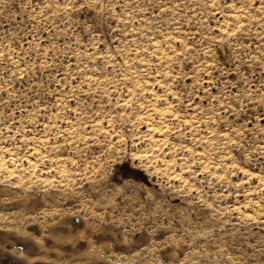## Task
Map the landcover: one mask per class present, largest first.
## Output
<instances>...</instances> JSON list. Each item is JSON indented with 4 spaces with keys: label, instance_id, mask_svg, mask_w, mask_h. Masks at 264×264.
Returning a JSON list of instances; mask_svg holds the SVG:
<instances>
[{
    "label": "snow or ice",
    "instance_id": "1",
    "mask_svg": "<svg viewBox=\"0 0 264 264\" xmlns=\"http://www.w3.org/2000/svg\"><path fill=\"white\" fill-rule=\"evenodd\" d=\"M20 3L22 10L33 13L27 23L32 24L34 28L31 31V40L27 41L28 50L21 55L20 51H17V49L23 51V44L18 41L24 40L17 27L20 15L0 22V108L4 110L3 118L0 120V132L7 130L10 133L12 128H16L17 132L23 135L16 117H20L19 123L23 122L27 112L25 104L30 105L35 112L30 121L32 123L36 122L37 116L47 114L51 109L52 115L47 117L48 123L44 124L43 131L37 129V132L41 136L45 132H55L57 137L63 138V144L52 145L53 153L67 149L71 155L73 146L83 144V149L79 147L75 149L80 163H83L90 152H98L101 148L104 149L101 158L121 147L135 153L138 149L135 144L130 145L129 133L137 131L139 126L147 123L149 133H160L163 139L154 142L157 145L156 149L152 151L144 149L139 159L142 161L152 159L155 155L159 161L161 155L166 157L170 155L172 158L164 162L166 168L164 175L175 172L176 174L170 178L180 182L188 191L193 190L190 186L199 182L200 188H196L195 191L203 195L207 189L208 200L213 199L214 185L222 187L228 183L230 187L241 189L256 184L254 194L258 200L252 201V205H258L264 210V187H261L264 185V35L255 33L256 40L253 41L251 37L254 34L251 31L245 33V24L241 23L242 20L251 18L253 23L259 21L264 24V0H211L210 5L207 2L197 5L214 10L212 15L217 19L218 28L215 31L203 29L207 33L203 36L200 35L199 29L191 34L181 32L180 34L185 36L183 40L178 39L175 34L179 30V22L175 20L173 13V8L177 6L173 5L171 0H20ZM36 8H39V13H36ZM178 11L182 12V9ZM149 13L151 20L164 22L161 27L172 29L173 23H176L177 28L167 35L157 28L155 36L149 37V48H144L143 51L136 49L137 56L146 59H141L139 64L135 61L129 64L127 60L121 63L110 56L109 50H104L99 57L94 55L95 52L102 51V45L97 46L95 41L106 23L113 18L126 15L128 19L124 21V27H127L128 20H134L139 15L143 22V18L149 16ZM170 13H173L172 19L168 18ZM50 17L53 21L52 28H47ZM64 17H67V21L77 17V27L70 31L69 25V28L53 31L52 29H56L57 20L61 24L67 22ZM194 19L193 13L188 17L189 25ZM89 32L93 35L87 36ZM75 33H79V36L73 41L71 36ZM138 33L143 35L138 29L133 28L130 33H125L124 39ZM57 34L69 42L63 46V53L59 50V41L53 43ZM111 34L115 36L116 32L113 31ZM245 37L248 38L247 44L242 40ZM85 38L94 49L92 59L96 64L93 74L87 78L89 84L87 91L82 87L85 81L80 79L84 75V70L79 69L78 64L75 66L77 69L75 75L71 74L69 66L61 65L68 67L69 71L67 76H62L55 66V59L52 58L53 52L63 57L64 53L69 51L71 43L81 47L80 41ZM253 43L259 46L253 48L251 47ZM152 47L154 50L150 51ZM221 48L224 49L223 54L220 53ZM161 49H167L171 55L167 52L161 55ZM107 60H113L114 64L119 63V70L102 63ZM157 67L161 69L167 67V71H156ZM53 72L57 77L54 89L49 87L53 83ZM46 73L47 81L43 78ZM106 73L114 76L122 93L116 97L115 104L112 95H115L116 89L101 90L99 85L91 87ZM149 73L153 75L149 76ZM69 84L71 89L68 87ZM62 85L64 87H61ZM46 87L48 90L44 91ZM98 96L102 97L99 106L96 103ZM104 98H107V103ZM17 99L22 100L23 104L17 105L15 103ZM41 105L43 109L40 108ZM10 108L13 111L9 112ZM202 117L204 119L201 120ZM61 119L64 120L66 127L59 123ZM85 119L90 123L84 124ZM202 125L211 129L208 138L212 139L213 147L218 141L221 142L218 150L211 154L213 157H219V163L215 159L206 162L210 154L207 151V140H202L199 135L203 131ZM81 128L84 132H91L94 135L90 137L77 135ZM5 139L12 143L13 137L9 135L5 136ZM16 139L19 140L20 136ZM131 140L140 142L136 136H132ZM144 141L151 142V135H145ZM24 145L26 147L23 151L26 155L23 159L28 158L29 149L39 155L42 149L48 147L38 136L30 135L24 138ZM197 147H204L205 151L197 152L195 151ZM20 150H22L20 144H15L14 151ZM0 151L7 154L9 149L4 147ZM221 152L224 153L223 156L220 155ZM43 159H47V156ZM132 159L135 161L137 157L133 156ZM177 160L180 161L179 170L176 169ZM230 161L235 163H228ZM94 162L95 158L85 165L84 171L89 172ZM110 163L111 170L101 181L105 189L114 187L113 181L121 186L118 192L143 187L136 184L137 179L144 178L140 167H130L126 154L122 162L120 157H116ZM226 163L228 167L224 166ZM71 164L79 167L76 159H73ZM220 172L224 174L220 175ZM160 174L161 169L157 168L155 175ZM201 176L203 180L200 179ZM204 181H207V184ZM232 181L239 182L233 184ZM106 194L105 192L104 195ZM26 195L29 194L21 193L20 186L11 184L10 178L0 181V264H51V260L47 258L55 255L58 249H63L65 256L77 253L83 264H98L96 260L88 259L95 249L96 242L104 240L111 241L112 244L120 243L119 233L116 234V239L109 234V228L114 221L107 218L108 206L103 204L100 190L84 193L80 204L73 206L81 210L70 209L72 213L70 219L60 221L51 230V234L46 231V239L40 241H37L32 233H21L15 221L10 219L15 214H23L20 210L24 206ZM248 195L245 193V197ZM215 198L223 199V195L217 194ZM91 206H95L94 211L90 210ZM206 207L211 209L213 205L208 203ZM244 207L247 209L249 205ZM101 208L105 209L103 215ZM140 212H148L147 202L137 211V215ZM129 216L131 218V212ZM151 219L152 214L147 217L141 216L147 229H151V225L147 223ZM261 219H264V214ZM162 227L171 231L170 225ZM124 235L127 236V232ZM161 235L164 233L161 232ZM177 235L178 233L173 232L171 237H165L164 242L155 244L157 249L167 248L171 244L176 245L174 254L167 264H264V246L261 245L248 246L245 243L242 247L246 251L239 255L226 256V251L234 253L235 250L226 247L216 250L213 254L196 242H191L189 248L185 250L182 245L188 242V235H184L183 241H177ZM90 237L95 239L92 240ZM138 238V242L124 241L128 247L118 250L130 252L135 248L137 254H143L153 247V244H146L141 248L140 244L145 243L146 238L141 234H138ZM45 247L48 248L47 251L43 250ZM163 254L161 252V255ZM113 264L137 262L135 259L114 260ZM156 264H165V261H157Z\"/></svg>",
    "mask_w": 264,
    "mask_h": 264
},
{
    "label": "rangeland",
    "instance_id": "2",
    "mask_svg": "<svg viewBox=\"0 0 264 264\" xmlns=\"http://www.w3.org/2000/svg\"><path fill=\"white\" fill-rule=\"evenodd\" d=\"M205 2L209 5L211 4V0H171V3L177 6L173 8V13H175V20L179 22V30L175 32L178 39H185V36L180 34L181 32L191 34L192 32H197L199 29L200 35L203 36L207 35L203 29L215 31L218 28L217 19L212 15L214 10L197 6L203 5ZM178 9H182V12L178 11ZM35 11L39 13V8H36ZM173 13L169 14V19L173 18ZM193 13L195 19L192 24L189 25L188 17ZM17 15H20V21L17 22L19 34L24 37L23 41H18V43L23 44V51L20 49H17V51H20L21 55H23L24 51L28 50L27 41L31 40V31L34 28L32 24L27 23L28 18H30L33 13L22 10L20 0H0V22H5L9 18L16 17ZM64 19L67 21V17H64ZM127 19L126 15L118 16L103 26L95 41L97 46L102 45L101 52L94 53V49L87 38L80 41L81 47H78L76 43H71L69 45V51L64 53L63 57L53 52L52 58L55 59V66L61 75L67 76L69 74L68 67H61V65L69 66L71 68V74L75 75L77 72L75 66L78 64L79 69L84 70V75L81 76L80 79L85 81L82 87L87 91L89 88L87 78L93 74L96 68V64L92 59L93 53L96 57H99L104 50H109V55L119 60L121 63L127 60L129 64L133 63V61L139 64L140 60L146 59V57L137 56L136 49L139 48L143 51L144 48H149V37L155 36V30L157 28H160V31L164 32L166 35L177 28L176 23H173L172 29L161 27L164 22L151 20L150 13L149 16L143 18V22H141L140 16L137 15L134 20H128L127 27H124V21ZM77 20V17H72L71 21H67L63 24L57 20L56 29L52 30H63L69 28V25H71V31L77 27ZM52 23L53 21L50 17L46 27L52 28ZM241 23L245 24V33L251 31L254 34L251 37L253 41L256 40L255 33L259 32L261 35H264V24H261L259 21L253 23L251 22V18H249L248 20H242ZM133 28L138 29L143 35L141 36L138 33L135 36L129 35L127 39H124L125 33H130ZM113 31L116 32L115 36L111 34ZM92 35L93 33L91 32L87 33V36ZM78 36L79 33L72 34L71 39L75 41ZM160 38L162 39V37ZM242 40L243 43H248L247 37L242 38ZM56 41H59L58 47L60 52L63 53V46L69 44L68 40L57 34L56 40L53 41V43ZM258 46L259 45L256 43L251 45L253 48ZM45 47H48V45H45ZM173 47H175V42H173ZM130 49L131 51H129ZM149 50H154V47ZM179 50L180 49H177V51ZM164 52L171 55V52H168L167 49H161L160 54L162 55ZM223 52L224 49L221 48L220 53L223 54ZM75 53H80V55H74ZM32 55H35V44H33ZM29 63H31V61H29ZM102 63H107L115 67L116 70L120 68V64H114L113 60L102 61ZM156 71H167V67L164 69L157 67ZM130 74L133 76L135 75L134 73ZM152 75V73H149V76ZM43 78L46 81L48 80L47 73ZM56 78V73L53 72V83L49 86L52 89L56 87L54 82ZM39 80L40 76L38 74L37 83H39ZM77 83H79V80ZM149 83L151 84L152 81L150 80ZM97 85H99V89L101 90L107 88L116 89L115 95H112L114 104L117 102L116 97L122 94L119 91L114 76L111 74L106 73L105 76L99 77L91 87H97ZM61 87H64V85ZM68 87L71 89L70 84ZM47 90L48 88L46 87L44 91ZM148 96L150 100L151 92L148 93ZM101 98L102 97L98 96L96 99L98 106ZM26 99L27 97L25 96V100ZM33 99H35V97H33ZM104 100L105 103H107V98H104ZM15 103L20 105L23 104V101L17 99ZM24 107L27 108V112L25 113L23 122L19 123L20 117H16L23 135L21 136L16 128H12L10 133L7 130L0 132V149L4 147L9 149L7 154L0 151V158L6 160L5 162L8 165L11 164L12 167L11 170L3 169L4 167L0 168V181L10 178L13 186H20L21 193L29 194L24 196V206L20 210L23 214H15L10 218L15 221L21 233H32L37 241L46 239V231L51 234V230L54 229L60 221H67L70 219L72 214L71 211H69L70 209L72 211L81 210V208H73V206L80 204L84 193L100 190L103 196L102 202L108 206L107 218L110 221H114L109 228V234L113 239H116V234L119 233L120 243L112 244L111 241L104 240L96 242L95 249L88 259H94L98 264H113L114 260L131 261L134 259L137 264H156L157 261L161 260L165 261V264H167V261L170 260L174 254L176 245L171 244L168 245L167 248L160 247L157 249L155 248V244L164 242L165 237H171L173 232L178 233L176 236L177 241H183L184 235H188V242L182 245L185 250L189 248L191 242H196L200 247H204L206 251L212 252L213 254L216 250L226 247L228 249H234V253L226 251L225 255L235 256L246 251V249L242 247L245 243H247L248 246H264V236H262V234H264V219H261L264 210L258 205H252V201L258 200V197L254 194V190L257 186L256 184H251L249 187H243L241 189L230 187L228 183H225L222 187H216L214 185L212 189V200L207 199V189L204 190L203 195L199 191H195L196 188H200L199 182L194 186H190L193 188L192 191L186 190L180 182L173 181L170 178L176 174L175 172L164 175L166 171L164 162L172 158L170 155L167 157L161 155L159 161L156 160L155 155H153L152 159L143 161L139 159L144 149L152 151L157 147L156 143L153 144V142L144 141V136L148 135L146 124L139 126L137 131L129 133L130 145L135 144L138 149L135 153L130 149L121 147L116 151L105 154L103 158H101V152L104 151V149L101 148L98 152H90L84 162L80 163L75 154V149L76 147L83 149V144L73 146V154L71 155L67 149H62L53 153L52 145L56 143L63 144V138L57 137L55 132H45L42 136L37 132V129L43 131L44 124L48 123L47 117L52 115L51 109H49L47 114L37 116L36 122L32 123L30 121H32L35 112L30 105L25 104ZM40 108L43 109V105H41ZM3 111V108H0V120L3 118ZM8 111L11 112L13 109L10 108ZM157 119H159V117H157ZM202 119L204 118L202 117L201 120ZM59 123L66 127L63 119H61ZM83 123L89 124L90 122L85 119ZM202 128L203 131H201L199 135L202 140H207V151L210 154L206 158V162L207 160L215 159L216 162L219 163V157H213L211 154L218 150L221 142L218 141L215 147H213L212 139L208 138L211 129L206 125H202ZM9 135L13 137L12 143H9L5 139V136ZM29 135L33 137L38 136L39 140H42L41 142L48 146L47 149H42L39 155L32 149H29L27 157L32 162L31 166L28 165L26 159H23L26 155L25 151H23V148L26 147V145H24V138ZM77 135H86L90 137L94 135V133L84 132L81 128L77 131ZM17 136H20L19 140L16 139ZM132 136H136L140 142L137 143L136 141H132ZM155 137L156 141L163 139L162 135L155 134ZM253 140H255V135H253ZM173 142L175 143V141ZM17 143L20 144L22 150L14 151V145ZM249 143H251V141H249ZM141 145H143V147H141ZM195 151L203 152L205 148L197 147ZM125 154L128 156V165L130 167H140V171L145 180L137 179L136 184L143 185V187H133L128 191L118 192L117 190L120 189L121 186L115 184V181H113L112 183L115 186L110 189H105L101 181L105 174L111 170L112 164L110 162L114 161L116 157H120V162H122ZM220 155L223 156L224 153L221 152ZM233 155H235V152H233ZM44 156H47V159H43ZM133 156L137 157L135 161L132 159ZM11 157L15 160L10 163ZM93 158H95V162L91 164L90 171L85 172V165L89 164ZM73 159L77 160L79 167L71 164ZM228 163H235V161H230ZM228 163L224 166L228 167ZM149 167H151V171H149ZM157 168L161 169V174L159 176L155 175ZM179 168L180 161L177 160L176 169L179 170ZM197 171H199V169H197ZM213 171H215V169H213ZM219 174L223 175L224 173L220 172ZM200 179L203 180V176H201ZM238 182L239 181H232L233 184ZM204 183L207 184V181H204ZM257 183H259V181H257ZM93 185L95 187H93ZM261 187L264 186L261 185ZM105 192L107 193L106 195H104ZM245 193L249 195L245 197ZM217 194H222L223 199H216L215 197ZM146 202L148 212H140V214L137 215V211L145 206ZM208 203L213 205L211 209L206 207ZM245 205H249V208L246 209L244 207ZM90 210L94 211L95 206H91ZM104 211L105 209L101 208V215L104 214ZM129 212H131V218ZM149 214H152V219L147 221V223L151 225V229H147L145 221L141 220V216L147 217ZM248 217H252L253 219L249 220ZM81 219H83V217H81ZM163 225H170L171 231L166 227H162ZM125 232H127V236L124 235ZM161 232H163L164 235H161ZM138 234L146 238L145 243L140 244L141 248H144L146 244H153V247L149 248L148 251L143 254H137L135 248H132L130 252L118 250L128 247V245L124 243L126 240H135L138 242ZM90 239L94 240L95 238L90 237ZM106 244L107 247H105ZM43 250L47 251L48 248L45 247ZM81 251H83V249H81ZM161 252L164 254L161 255ZM47 259L51 260V264H83V261L77 253H70V256H65L63 249L56 250L55 255Z\"/></svg>",
    "mask_w": 264,
    "mask_h": 264
},
{
    "label": "bare ground",
    "instance_id": "3",
    "mask_svg": "<svg viewBox=\"0 0 264 264\" xmlns=\"http://www.w3.org/2000/svg\"><path fill=\"white\" fill-rule=\"evenodd\" d=\"M153 126H159V125H153ZM146 129H147V131H148V129H149V125L146 123ZM148 135H151V137H152V141L151 142H153V144H155L154 142L156 141V137H155V134H157V135H161L160 133H149V131H148V133H147ZM42 141V140H41ZM151 147V146H150ZM11 153V152H10ZM10 157V156H9ZM12 158V157H11ZM32 158V157H31ZM11 161H10V163L11 162H13V160H15V159H10ZM6 160H3V158H0V168L1 167H4L3 169H6V170H11L12 169V167H11V164L10 165H8L6 162H5ZM26 162L28 163V165L29 166H31L32 165V162H31V160L30 159H26ZM61 162H63V161H61ZM15 163V162H14ZM56 163V162H55ZM61 164V163H60ZM15 166V165H14ZM11 167V168H10ZM30 168H32V167H30ZM23 169V168H22ZM63 169V168H62ZM4 171V170H3ZM14 171V170H13ZM62 171V170H61ZM9 172V171H8ZM66 172V171H65ZM64 175V174H63ZM26 176V175H25ZM262 186H264V185H262Z\"/></svg>",
    "mask_w": 264,
    "mask_h": 264
},
{
    "label": "trees",
    "instance_id": "4",
    "mask_svg": "<svg viewBox=\"0 0 264 264\" xmlns=\"http://www.w3.org/2000/svg\"><path fill=\"white\" fill-rule=\"evenodd\" d=\"M143 176V175H142ZM144 177V176H143ZM142 180H145V178H143Z\"/></svg>",
    "mask_w": 264,
    "mask_h": 264
}]
</instances>
